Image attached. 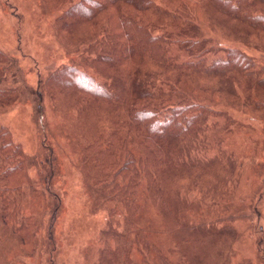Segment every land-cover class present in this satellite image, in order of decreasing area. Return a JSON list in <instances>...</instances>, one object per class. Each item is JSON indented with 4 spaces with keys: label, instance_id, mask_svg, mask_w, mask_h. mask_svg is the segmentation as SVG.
<instances>
[{
    "label": "rangeland",
    "instance_id": "374dc122",
    "mask_svg": "<svg viewBox=\"0 0 264 264\" xmlns=\"http://www.w3.org/2000/svg\"><path fill=\"white\" fill-rule=\"evenodd\" d=\"M147 1L115 10L147 17L163 54L126 43L117 66L105 63L104 13L61 21L63 0H0V127L26 157L25 172L0 179V216L4 204L15 214L0 217V264H264V0ZM82 73L100 97L81 91ZM175 102L196 104L193 135L168 138L132 204L109 200L85 148L130 137L131 104L162 120Z\"/></svg>",
    "mask_w": 264,
    "mask_h": 264
},
{
    "label": "trees",
    "instance_id": "16d2710c",
    "mask_svg": "<svg viewBox=\"0 0 264 264\" xmlns=\"http://www.w3.org/2000/svg\"><path fill=\"white\" fill-rule=\"evenodd\" d=\"M118 1L119 0H63V2L57 5L56 9L62 8L63 16H60L61 21L66 19V16H75V18L78 17L79 20L81 18L82 21L95 18L100 15L98 13H104L107 16L106 22H104L107 28L101 31V38L106 44H111L108 51L110 60L105 62L106 65L112 64L118 66L121 64V59L125 55L124 51L127 45L129 47H138L146 50L153 49L154 55H156V52L163 54V48L160 42L164 38V35L153 34V31L156 29L151 27L147 17L138 16L139 18L135 17L136 19L129 18L118 10H115ZM216 1L221 3V5L227 2V0ZM244 1L246 2V0ZM142 5H152V1L149 0L147 4ZM240 7V5H232L230 10H240ZM68 12H70L71 15H67ZM115 13L118 14L116 15ZM232 13L237 14V11ZM144 15L145 14H142V16ZM67 24L68 23L63 24L62 27H67ZM172 26L173 25L169 27L171 28ZM176 41L182 42V40ZM154 55H152V58L155 59L156 57H154ZM237 55L239 56L240 54ZM239 58L243 59L240 56ZM233 61H235L233 63L236 64L239 60L234 58ZM82 74L83 77L86 76L88 79L89 83L87 84L92 86L87 89L82 88L81 91L94 95L96 94L94 92L97 91L90 90L95 87L97 90H104L99 81H95L94 78L85 75V73ZM124 89L127 95L129 89L125 87ZM94 97L98 98L100 96L94 95ZM9 101V97L6 96L5 105H7ZM193 107H196V104L181 105L175 102L171 108L172 112L162 120H159L158 111L150 104L147 106H140V110L136 109L135 104H131L130 109L128 108V117L130 123L133 124L134 127L131 126L129 132L130 137L127 138V136H125L123 139L118 137L113 139L112 133L106 142H102V139H96L85 148L87 152H85V160L91 162L90 159H92L93 164L100 171L97 172L96 176H91V181L106 192L107 196L110 198L109 200H124L127 201V205L128 202L132 204L134 197L128 199V195L136 187L137 182L135 179L138 178L137 176H139L140 179H151L153 176L152 168L158 171L164 167L165 149L168 144V138H170L171 135V137L176 135L178 139L184 140L189 135H193L190 128L195 123V116L189 113V110ZM5 109L6 108L3 110ZM143 134L145 138L140 139V136ZM136 153H140V155L137 156ZM17 155L22 157V159H17ZM24 155L25 152L23 149L14 143L11 133L1 126L0 179H4L5 182L8 183L7 176L10 173L17 171L25 172L26 157ZM139 162H143L140 168L148 166L145 170L146 172H137L136 165ZM27 181H29L28 176ZM6 190L7 188H4L0 191V199H3L7 203L9 201V193H6ZM7 209L8 207L4 204L0 216L3 223L10 217L11 213L15 215L14 211L8 212ZM24 223L25 222L22 224L24 225ZM35 226L36 224L33 221L29 225L20 228V231H17L19 235L18 244L21 247H24L26 244L29 247L32 246L34 239L33 228ZM126 263V260H124L122 264Z\"/></svg>",
    "mask_w": 264,
    "mask_h": 264
}]
</instances>
